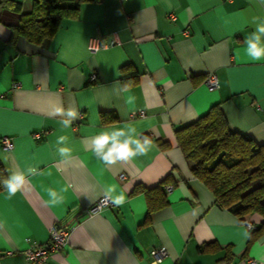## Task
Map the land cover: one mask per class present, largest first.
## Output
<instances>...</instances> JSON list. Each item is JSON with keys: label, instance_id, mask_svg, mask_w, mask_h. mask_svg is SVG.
Listing matches in <instances>:
<instances>
[{"label": "crops", "instance_id": "obj_1", "mask_svg": "<svg viewBox=\"0 0 264 264\" xmlns=\"http://www.w3.org/2000/svg\"><path fill=\"white\" fill-rule=\"evenodd\" d=\"M13 1L0 6V165L4 177L30 164L40 174L11 199L0 188V264H260L264 231L247 245L248 228L193 175L174 130L218 104L231 128L264 143V61H251L244 44L253 17L264 18V5L84 1L39 45L12 36L33 3ZM90 38L102 45L89 50ZM208 72L218 86L205 83ZM129 95L134 104L126 103ZM61 101L79 110L63 131L60 118L49 115ZM137 109L143 114L131 116ZM126 122L152 139L147 156L106 167L85 150L88 138ZM61 134L70 138L67 158L54 148ZM3 135L11 147L3 146ZM164 183L172 184L169 192ZM112 185L125 203L91 212ZM47 189L63 202L51 204ZM245 218L255 225L262 219L255 212ZM52 225L68 228L65 244L28 262L24 249L44 243ZM159 246L166 254L154 260L151 251Z\"/></svg>", "mask_w": 264, "mask_h": 264}, {"label": "trees", "instance_id": "obj_2", "mask_svg": "<svg viewBox=\"0 0 264 264\" xmlns=\"http://www.w3.org/2000/svg\"><path fill=\"white\" fill-rule=\"evenodd\" d=\"M84 1L93 0H33L31 9L20 14L12 36L23 35L43 45L54 35L61 19L76 16ZM11 5L15 6L13 0H0V6ZM174 132L178 146L190 160L193 175L210 189L220 207L236 214L241 221L253 212L262 217L251 229L249 245L264 231V143L231 128L218 104ZM140 189L136 186L134 191ZM143 191L147 193V189Z\"/></svg>", "mask_w": 264, "mask_h": 264}, {"label": "clouds", "instance_id": "obj_3", "mask_svg": "<svg viewBox=\"0 0 264 264\" xmlns=\"http://www.w3.org/2000/svg\"><path fill=\"white\" fill-rule=\"evenodd\" d=\"M258 2L264 5V0H258ZM251 23L252 31L244 38L246 46L245 54L253 62L264 61V18L253 17ZM114 91L119 90L114 89ZM134 102L135 96L129 95L126 103L134 104ZM49 115L52 118H60L59 124L63 131L69 129L73 122L79 118V110L73 104L65 107L61 101ZM154 147L152 139L140 132L131 122L124 123L122 127L102 129L84 141L85 150L91 152L106 167L116 165L117 163H128L138 157L147 156ZM54 148L59 157H70L72 148L70 147L69 136L66 134L57 136ZM39 174L38 165L35 164L27 165L22 169H13L7 176L0 179V186L6 191L7 198L11 199L17 192L21 191L28 182L29 177ZM64 191H67V189ZM115 192V185L105 188V195L112 199V203L115 206L123 205L125 203L124 193L121 192L118 195H113ZM47 193L51 204L58 205L63 202V196L59 195L56 191L47 189ZM250 237V228L245 229L243 238L247 240ZM258 259L260 264H264V255L259 256Z\"/></svg>", "mask_w": 264, "mask_h": 264}, {"label": "built area", "instance_id": "obj_4", "mask_svg": "<svg viewBox=\"0 0 264 264\" xmlns=\"http://www.w3.org/2000/svg\"><path fill=\"white\" fill-rule=\"evenodd\" d=\"M169 16L173 18L174 14L170 13ZM101 45L102 44L96 38H90L88 42V49L93 51L99 48ZM90 79L95 80L96 74L91 73ZM204 81L209 87L218 86V79L214 72H208L205 75ZM16 84L17 82H14V85ZM136 114L139 115L143 114V110L137 109L130 112L131 116H134ZM34 135H38V133H34ZM1 141L4 147L12 146L11 139L6 135H3L1 137ZM124 175H125L124 172H121L119 174L120 177H124ZM171 189H172V184L170 183L163 184L164 192H169ZM110 205H112L111 198L103 194L94 202V204L90 206V211L96 212L100 210L102 207L110 206ZM243 222L246 225V228L248 229L250 228V230L255 227V224L249 221L247 218H245ZM67 233H68V228L66 226L52 225L49 230L48 238L44 243L36 242L34 244H30L24 249V254L27 261L36 262V261L44 260L50 251L57 250L65 244ZM151 253L154 256V260H159L162 256L166 254V249L164 246H159L157 248H154L151 251Z\"/></svg>", "mask_w": 264, "mask_h": 264}]
</instances>
